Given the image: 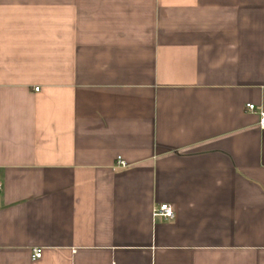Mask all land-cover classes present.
Instances as JSON below:
<instances>
[{"label": "crops", "instance_id": "obj_1", "mask_svg": "<svg viewBox=\"0 0 264 264\" xmlns=\"http://www.w3.org/2000/svg\"><path fill=\"white\" fill-rule=\"evenodd\" d=\"M261 110L264 0H0V264H264Z\"/></svg>", "mask_w": 264, "mask_h": 264}, {"label": "built area", "instance_id": "obj_2", "mask_svg": "<svg viewBox=\"0 0 264 264\" xmlns=\"http://www.w3.org/2000/svg\"><path fill=\"white\" fill-rule=\"evenodd\" d=\"M36 91H39V89H36ZM247 108L250 112H256V106L254 104H248ZM260 129L264 131V111H260V122H259ZM118 165L121 167H126L127 164L121 159H118ZM0 188H1V183H0ZM155 215L161 216L165 220H173L175 218V210L172 205L169 204H163L160 205L158 208L155 210ZM42 257V250L41 249H36L33 252L32 258L34 260L40 259Z\"/></svg>", "mask_w": 264, "mask_h": 264}]
</instances>
